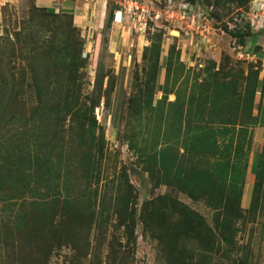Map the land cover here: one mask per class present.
Returning <instances> with one entry per match:
<instances>
[{
	"label": "trees",
	"instance_id": "16d2710c",
	"mask_svg": "<svg viewBox=\"0 0 264 264\" xmlns=\"http://www.w3.org/2000/svg\"><path fill=\"white\" fill-rule=\"evenodd\" d=\"M184 1L207 5L219 22L232 20L234 9L248 10L252 0ZM32 8L43 16L33 15L16 32V42L23 35L18 48L6 37L5 66L0 54V257L6 254L1 263L51 264L53 255L67 247L64 264H85L89 254V264H126V252L134 251L137 239L135 186L122 171L99 197L91 189L105 156L104 131L94 111L101 103L109 105L115 75L100 63L86 91L85 38L73 15L40 7L35 0ZM115 10L108 8L103 31L110 29ZM220 29L241 47L254 36L250 21ZM161 37L157 33V42L144 47L141 69L134 72L124 132L141 171L155 185L181 191L213 211L209 225L175 196L146 202L148 212L142 214L157 230L160 251L167 249L165 260L210 264L214 254L231 256L235 245L227 243L247 218L263 214L264 144L248 208L242 195L259 122L253 113L256 93L264 79L256 63L247 61L244 67V60L234 61L229 54L222 63L209 59L198 69L186 67L174 44L162 56ZM17 56L24 60L23 70L12 64ZM162 59V97L155 101Z\"/></svg>",
	"mask_w": 264,
	"mask_h": 264
},
{
	"label": "rangeland",
	"instance_id": "374dc122",
	"mask_svg": "<svg viewBox=\"0 0 264 264\" xmlns=\"http://www.w3.org/2000/svg\"><path fill=\"white\" fill-rule=\"evenodd\" d=\"M132 1H136L139 7L136 8ZM180 1L184 0H107V10L115 6L117 9L122 10L123 17L125 16L120 33L115 34L114 39L117 42V48L116 45L114 47L110 43L108 45L105 40L106 36H110V33L108 34L109 30H102L100 35L96 37L95 34L86 36L82 28L79 27L81 36L85 38L83 55L87 58L85 90H90L93 86L96 70L100 63L105 66V70L111 69L115 75V89L111 94L109 105L106 106L101 103L94 111L95 117L104 131L105 156L102 158L99 167V181H94L91 189L99 197L101 192L108 185H111L110 181L116 179V176L122 171L127 173L129 180L135 186L137 193L135 205L137 239L134 251L126 252V256L128 255L126 264H168L165 260L168 253L167 249L160 251L157 230L145 222V216L142 214V212H148L144 209L148 200L161 195H172L203 215L209 225L212 224L213 216L212 209L207 207L203 201H193L181 191L167 185H155L154 180L147 173L141 171L137 153L129 147V138L124 132V111L128 97L135 89L134 72L139 73L141 69L144 47L152 42L156 43L157 33H161L162 56L164 57L167 54L170 44H174L176 49L180 50V59L185 63V66H192L196 69L203 67L209 59L213 58L216 59L217 63H222L221 60L226 54H229L226 53V50L229 49L231 52L229 55L234 61L244 60V67H247V61L256 63L260 69V75L264 77V0H252L248 10L238 11L234 9L231 14L232 20L224 17L219 22L210 15L211 8L204 5L201 9L206 19L201 17L202 20H199L203 27L188 26L186 22L178 18L177 3ZM33 4L34 0H0V54H2L5 62L3 66L6 65V60L9 59V44L5 40L6 37L16 42V32L28 25L29 19L33 15L37 18L43 16L42 12L33 10ZM117 12L114 11L113 21L118 18ZM245 21H250L252 24L254 36L244 47H241L235 43L234 38L220 29V25L226 23L235 25V23H244ZM73 22L77 26L74 19ZM22 36L21 34L20 41L15 43L16 48H18V43L23 40ZM250 49H252V52L257 53V56L251 57L252 60L250 57H242L238 54L242 50L248 51ZM234 50L235 53L232 52ZM16 53L18 54V51ZM164 63V59H162L155 88V101L162 97L161 85L164 82ZM12 64L18 70H23L21 68H23L24 60L17 56L13 58ZM26 80H29L28 75H26ZM104 83L106 84V80ZM167 98L172 101L175 95L169 94ZM150 124L153 123L150 122ZM135 130L137 132L138 128ZM138 137L140 139V134ZM242 206L248 208L247 203H242ZM94 236L95 233H92L90 237L91 244L96 242ZM229 244L231 246L235 245L231 256L226 255V258H224L220 254H214V260L210 264H262L264 255V210L263 214L261 212L256 215L255 220L247 218L246 226L243 225L242 228H239L235 240L227 243V245ZM223 245L224 242L222 241L221 246ZM217 246L219 247V244ZM107 251L106 246H104L102 250L103 259ZM1 254L0 264H6L7 262L1 263V261H5L6 254L4 252ZM68 254L69 249L64 247L53 255L50 263L64 264ZM90 258L91 254L84 259L85 264L90 263Z\"/></svg>",
	"mask_w": 264,
	"mask_h": 264
},
{
	"label": "crops",
	"instance_id": "0c3cea01",
	"mask_svg": "<svg viewBox=\"0 0 264 264\" xmlns=\"http://www.w3.org/2000/svg\"><path fill=\"white\" fill-rule=\"evenodd\" d=\"M35 1L38 6L46 7L51 11L71 13L73 15V19L76 22L77 26L82 28L83 33H85L86 36L88 35L92 36L93 34H95L96 37H98L103 30L106 13H107V0H35ZM117 11L120 12V19L116 18L112 22V25L108 32V34L110 33V36L109 35L107 36V43L108 45L109 43L110 45L112 44V47H114L117 43L116 40L114 39L116 36L115 34L120 33V29H122V24L125 21V16L123 17V11L119 9H117ZM252 39L253 37L249 39V41H251ZM251 50L252 49L248 51L242 50L238 54L242 57L243 56L250 57V59L252 60L255 56H257V53L252 52ZM232 52L235 53V50ZM226 53L231 54L229 49L226 50ZM214 60L216 61V59ZM260 79L262 80L264 79V77L260 75ZM255 100L256 101H255V107L253 113L254 115L259 116V122L258 125H256L253 128L252 147L248 160V173L242 195V203L243 204L247 203L248 204L247 207H249L250 205L253 186L255 182L254 174L258 166V160H259L258 154L262 151L264 144V80H263V84L258 87ZM262 264H264V255H263Z\"/></svg>",
	"mask_w": 264,
	"mask_h": 264
},
{
	"label": "built area",
	"instance_id": "2783aa9c",
	"mask_svg": "<svg viewBox=\"0 0 264 264\" xmlns=\"http://www.w3.org/2000/svg\"><path fill=\"white\" fill-rule=\"evenodd\" d=\"M172 2V1H170ZM132 4L138 8L139 5L137 4L136 1H132ZM178 6V18L183 21L186 22L187 25L191 26V27H203V25L200 24L201 21H199L202 17L206 19L203 10L201 9V6L199 4H191L189 2H185V1H180L177 3ZM201 19V20H202ZM204 19V20H205ZM229 28H233L234 25H230L229 23H227Z\"/></svg>",
	"mask_w": 264,
	"mask_h": 264
},
{
	"label": "bare ground",
	"instance_id": "6f19581e",
	"mask_svg": "<svg viewBox=\"0 0 264 264\" xmlns=\"http://www.w3.org/2000/svg\"><path fill=\"white\" fill-rule=\"evenodd\" d=\"M118 19H120V12H118Z\"/></svg>",
	"mask_w": 264,
	"mask_h": 264
}]
</instances>
